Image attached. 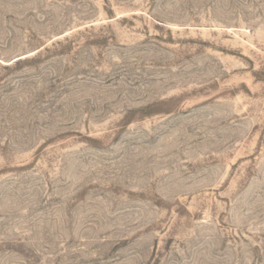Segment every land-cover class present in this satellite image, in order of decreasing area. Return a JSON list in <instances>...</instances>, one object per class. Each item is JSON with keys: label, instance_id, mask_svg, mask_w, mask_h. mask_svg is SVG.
Instances as JSON below:
<instances>
[{"label": "rangeland", "instance_id": "1", "mask_svg": "<svg viewBox=\"0 0 264 264\" xmlns=\"http://www.w3.org/2000/svg\"><path fill=\"white\" fill-rule=\"evenodd\" d=\"M0 264H264V0H0Z\"/></svg>", "mask_w": 264, "mask_h": 264}]
</instances>
